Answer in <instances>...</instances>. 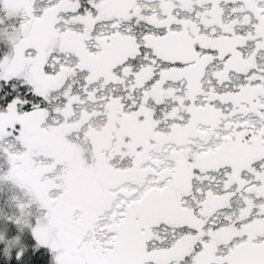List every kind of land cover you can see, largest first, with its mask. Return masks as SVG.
I'll use <instances>...</instances> for the list:
<instances>
[{"label": "snow or ice", "instance_id": "obj_1", "mask_svg": "<svg viewBox=\"0 0 264 264\" xmlns=\"http://www.w3.org/2000/svg\"><path fill=\"white\" fill-rule=\"evenodd\" d=\"M0 264H264V0H0Z\"/></svg>", "mask_w": 264, "mask_h": 264}]
</instances>
